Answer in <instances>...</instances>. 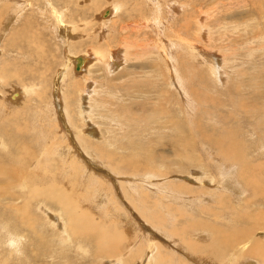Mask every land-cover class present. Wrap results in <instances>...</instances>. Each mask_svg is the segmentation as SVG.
<instances>
[{
    "label": "rangeland",
    "instance_id": "374dc122",
    "mask_svg": "<svg viewBox=\"0 0 264 264\" xmlns=\"http://www.w3.org/2000/svg\"><path fill=\"white\" fill-rule=\"evenodd\" d=\"M113 3L119 6L116 14L111 12ZM106 10L109 13L104 16ZM145 19L150 23L147 24ZM61 23L67 25L65 32ZM198 46V50H192ZM107 47L110 55L116 57L110 69L103 61L93 57L95 51H103ZM117 49L121 51L114 54ZM157 49L163 53L172 49L167 65L178 70L172 80L178 86L181 83L182 90L190 92L188 94L194 103H191V116L184 113L189 110L187 103L178 99L173 85L169 84L168 69L160 57L162 53ZM201 52L207 54L203 55L207 58H201ZM85 55H91L95 62H91L86 73L84 64L80 69H76L75 65L68 66L69 59ZM216 55L222 71L221 83L212 74V60L209 61ZM173 60L176 62H171ZM0 73V77H3V81L0 79V179L4 180H0V193L7 198L0 202V264H112L108 263L109 256L105 254L100 256L102 261L97 260L94 255L95 243L91 238H86L83 232L76 239L68 237V231V236L61 233L67 225V216L61 209L63 203L49 195L57 186V193L61 192L62 197L65 195L66 200L79 196L78 201L73 198L79 212L90 209L99 225L109 226L111 231H114V225L123 233L128 239L122 248L129 244L130 237L139 236L148 241L150 229L155 228L154 223L158 224L153 231L161 236L163 241L160 242H165V239L169 240L165 234L170 233L166 228L170 223H175L174 228H178L179 233L195 234L194 237L200 236L197 238L202 239L198 242L201 256L187 252L184 246L180 248L171 243L180 249L182 255H187L183 264H231L227 258L235 260L238 257L235 254L221 256L215 248L216 243L208 248L210 234L204 233L203 236L199 232L205 228V224L211 223L220 226L217 231L221 226L232 231L235 224L241 228L242 221H228V213H222L223 217L214 221L216 218L208 214L211 210L208 204L203 207L202 214L198 203L190 204V201L202 180L195 170H199L204 179L210 182L207 176L211 173L210 176L217 178L216 185L219 186L218 182L222 180L220 164H226L218 148L222 139L224 146L229 144L225 147L235 148L239 156L241 153L246 160H250L251 166H260L261 174H256L259 169L255 174L257 178L258 175L263 178L264 0H0ZM65 75L67 79L63 80ZM177 76L180 78L176 79ZM85 78L89 79L86 85ZM16 91H20L19 96L10 101L11 94ZM144 99L147 102H142ZM135 109L145 111L130 122L125 121L122 113L129 115V110ZM166 112L178 118V130L157 126L156 122L164 121ZM90 131L94 134L92 141H88L87 137ZM130 131L135 136H128ZM174 133L190 134L188 136L192 137L193 143L182 145L180 153L174 152L178 145H172V138L180 140ZM140 134H145L150 145L137 148L127 145L130 141L138 143ZM52 142H55V146L51 148L56 147L57 151L50 148L46 152L45 148ZM62 142L68 144L64 148L66 151L71 149L74 153L70 151L69 155L70 152H62ZM145 149L153 150L150 159L145 158L150 154ZM73 156L81 164L85 163L84 168L87 167L89 173L95 172L103 180H108L107 187L110 186V189L106 190V186L102 188L94 178L87 180L88 185L85 180L92 176H86V170L80 166L73 181L72 176L67 174L71 171L67 163L69 157ZM193 158L199 159L200 163L195 160L194 164ZM88 161L111 172L114 179L90 169ZM230 163L236 165L233 171L237 178V163ZM145 164L149 169L156 170L157 177L162 176V179L152 176L153 181L148 180L145 190L149 195L146 201L152 204L151 201L158 200L155 196L159 190L154 186L166 192L162 196L170 195L171 190L177 194L176 199L160 197V209H151L152 216L144 213L148 219L142 218L141 211L131 212L133 207L125 199L134 197L143 200V172L148 173V168L143 169L147 167ZM139 177L142 181L138 180ZM236 180L240 184L238 178ZM129 183L131 189L128 188ZM132 190L134 194L130 193ZM114 192L124 198L121 203L131 205L130 210L114 212L111 206L105 209L103 204L108 201V194ZM96 198L100 200V206H96ZM219 198L220 195L214 198V203L225 207L223 200V204L218 203ZM237 200L243 204L245 198L238 197ZM174 207L181 209L185 215L179 216ZM259 208L264 210V207ZM205 214L210 217V224L205 219L201 220L206 217ZM110 219L114 220V224ZM189 223L191 226L188 227ZM259 238L262 243L257 245L262 244L264 251V236ZM153 239L160 240L155 236ZM78 245L82 246L79 249L86 251L85 254L78 250ZM211 248L213 250L207 252ZM61 249L63 251L59 252ZM147 261L145 259V264ZM256 262L260 263V259Z\"/></svg>",
    "mask_w": 264,
    "mask_h": 264
},
{
    "label": "bare ground",
    "instance_id": "6f19581e",
    "mask_svg": "<svg viewBox=\"0 0 264 264\" xmlns=\"http://www.w3.org/2000/svg\"><path fill=\"white\" fill-rule=\"evenodd\" d=\"M158 1V0H157ZM114 4V3H113ZM112 14H116L117 11H118V4H114L112 7ZM174 10V9H173ZM173 12V11H172ZM109 13V10H106L103 12V15L106 16L107 14ZM57 14V13H56ZM111 14V15H112ZM59 16V19H60V15ZM57 16V17H58ZM57 19V18H56ZM147 19V18H146ZM145 21L147 22V24L150 23L149 20H146ZM58 20V19H57ZM102 20V19H101ZM187 20V19H186ZM60 21V20H59ZM58 21V22H59ZM189 21V20H188ZM153 23H154V26H155V19H153ZM159 23V22H158ZM157 23V24H158ZM184 23V21H183ZM189 23V22H187ZM61 27L63 29V31L65 32L66 29H67V25H63V23H61ZM148 26V25H147ZM198 26V24H197ZM189 27V25H188ZM106 28V27H104ZM186 28V27H185ZM105 30V29H104ZM180 30V29H179ZM175 31V30H174ZM178 31V30H177ZM182 31V30H181ZM197 31V30H196ZM203 31V30H202ZM105 32V31H104ZM64 34V33H63ZM103 34V33H102ZM179 34H180V31H179ZM65 36V35H64ZM105 36V35H104ZM182 35L180 34L179 37H181ZM185 36V35H184ZM65 38V37H64ZM69 38V37H68ZM180 39V38H178ZM187 39V38H186ZM111 43V42H110ZM107 44V43H106ZM108 46V45H107ZM171 48V47H170ZM112 49V48H111ZM199 49V46L197 48H192L193 51L195 50H198ZM124 49H122L123 51ZM160 49H157V51L159 52ZM171 50L172 49H169L166 53H163L161 50H160V54L163 55V56H160L161 59L164 61L165 63V66L166 68L168 69V73L170 75V81H169V84H172L173 85V91L175 92V94L177 95L178 99L181 98L184 100L185 103H187L188 105V109L189 110H186V112H184L185 114H187L188 116H191V103H193V99H190V95L188 93V91H186L185 89L182 90V86H181V83L179 84V86L177 85L176 81H173L172 79L173 78V75L178 73V70L177 69H171L170 68V64L167 65V62L170 60V57H171ZM98 51V50H97ZM95 51L93 54V57L98 60V61H103L108 69L111 68L112 64H114V59L116 58L115 55H110V49L109 47H107L106 49H104L103 51ZM121 51L119 49L116 50V52H113L114 54H118V52ZM43 53V52H42ZM193 54H195V52H192ZM103 54V55H101ZM210 54V53H209ZM212 54V53H211ZM199 55V53L197 54ZM196 55V56H197ZM207 56V54H205L204 52H201L200 56L201 58H207V57H204V56ZM213 55V54H212ZM215 55V54H214ZM121 56V55H120ZM194 56V55H193ZM93 57L91 55H85L84 57H79V56H74L73 59H69V64L68 66H71V65H75L76 69H80L82 67V65L84 64L85 66V73L87 72V70L89 69V67L92 65L91 62H94L92 61L93 60ZM120 58V57H119ZM209 58V57H208ZM203 59V60H204ZM78 60V62H77ZM212 60V63H211V72L212 74H214V77L215 79L221 83L222 82V79H221V68H220V62L218 61V56H213L211 58H209V61ZM67 62V61H66ZM77 62V63H76ZM171 62H176V60H173ZM95 63V62H94ZM67 64V63H66ZM150 66V65H149ZM219 66V67H218ZM220 68V69H218ZM146 69V68H145ZM68 70V69H66ZM2 71V70H1ZM68 72V71H67ZM1 74V73H0ZM60 75V74H59ZM66 77V75L63 77V80L64 78ZM68 77V76H67ZM70 78V76H69ZM180 78L179 76L176 77V79ZM0 79L3 81V77H0ZM67 79V78H65ZM153 79V78H152ZM62 80V81H63ZM172 80V82H171ZM72 81V80H71ZM78 82L79 84V81H76ZM58 83V82H57ZM56 83V84H57ZM73 83V82H72ZM87 83H89V79L88 78H85L84 79V84L86 85ZM168 84V86H169ZM76 85V84H75ZM58 86V85H57ZM78 86H81V85H78ZM146 86V85H145ZM73 87H74V84H73ZM77 87V86H76ZM141 87V86H140ZM78 89V87H77ZM168 89V88H167ZM79 90H80V87H79ZM19 92L20 91H16V92H13L10 96V101L11 100H15L18 96H19ZM24 91H22L21 93L23 94ZM163 92V91H162ZM82 93V92H81ZM80 93V94H81ZM21 95V94H20ZM175 95V96H176ZM168 96V95H167ZM175 99V98H174ZM142 102H147L146 99H144ZM153 102V107L155 106V103L154 101ZM9 103V102H8ZM183 103V102H181ZM194 104V103H193ZM2 105V102H0V106ZM2 107V106H1ZM240 107V106H239ZM140 108V107H139ZM144 108V107H142ZM263 109V108H262ZM63 111V110H62ZM84 111V110H83ZM131 112V114L127 115L126 113H122V117H124V120L127 121V122H130L131 119H133L134 117L142 114L145 110L142 109V111H138V109H135V110H129ZM136 111V112H135ZM234 111V110H233ZM124 112V110H123ZM253 112V111H252ZM263 112V111H262ZM261 112V113H262ZM64 113V112H62ZM257 113V112H256ZM264 113V112H263ZM67 115V113H64L63 115ZM260 114V113H259ZM62 115V116H63ZM186 115V116H187ZM235 115V114H234ZM187 118H190L188 117ZM232 116V115H231ZM252 116V115H251ZM64 117V116H63ZM66 117V116H65ZM224 117V116H223ZM228 117V116H227ZM260 119V118H259ZM258 119V120H259ZM262 119H264L262 117ZM222 120V119H221ZM84 121V119H83ZM110 121V120H109ZM190 121V120H189ZM226 121V120H225ZM64 122V121H62ZM113 122V121H112ZM111 123V122H110ZM108 123V124H110ZM157 126H160V128H173V129H177L179 128V125H180V121L178 120V118H176L175 116L173 115H170L169 112H166L165 113V116H164V121L163 119H161L159 122H156ZM263 124V123H261ZM256 126V124H255ZM84 127V125H83ZM74 128L75 130V127H72ZM92 128V127H91ZM82 130V129H81ZM78 131V130H77ZM141 131V130H140ZM264 131V130H263ZM87 132V131H86ZM98 133V132H97ZM143 133V131H142ZM88 134V133H86ZM197 134V133H196ZM263 134V132H262ZM94 134L92 131H90L89 133V136L87 135L88 137V141H92V139L94 137H92ZM173 135H176V137L180 140L176 141L175 139L172 138V145H178L176 147L177 150H173L174 152L176 153H180V150L183 149L182 148V145H189L191 142H192V137L188 136V135H178V134H173ZM128 136H135V133L133 131H130L129 132V135ZM165 136V135H164ZM55 137V136H54ZM229 137V136H228ZM262 137V136H261ZM81 138V136H80ZM97 138V137H96ZM150 138V137H149ZM69 139V138H68ZM153 139V138H152ZM151 139V140H152ZM230 139V138H229ZM66 141H68L67 139H65ZM74 140V139H73ZM72 140V141H73ZM80 140V139H79ZM197 140V139H196ZM110 141V140H109ZM198 141V140H197ZM217 141V140H216ZM223 139H222V143H223ZM75 142V141H74ZM95 142V141H94ZM101 142V141H100ZM122 142V141H121ZM190 142V143H189ZM199 142L200 139H199ZM215 142V140H214ZM53 144L51 145H47V147L45 148V151L48 152L49 149L52 147V146H55V142H52ZM70 143V141H69ZM125 143V142H124ZM127 143V142H126ZM150 141L148 140L147 137H145V134L144 136L143 135H139V138H138V143H136L135 141H130L127 143V145L129 146H134V148H137L141 145H150ZM193 143V142H192ZM221 143V140H220V143H218L219 145V149H220V153L222 155V159L224 161V163L226 164H223V162H221L222 164L221 165V168L219 169V175L221 176L222 180L219 181V186L216 185V180L217 178L215 176H210L211 173H209V175L207 176L208 179L211 180L210 181H207L206 179H204V177L201 175V172L199 170H195V172L200 175V177L202 178V180L200 179V186L197 187L196 186V191H195V195L194 196H191V201H190V204H192V202H196L198 203V209L200 212H202L203 214V207H205L207 204L211 207L210 211H206L208 212V214L212 217L214 216V218H216L214 221H216L217 219H221V216L223 217V214L222 213H228V217L230 218H226L228 221H234L235 222V219H240L239 222L242 221V225H241V228H238L240 227V225L238 224H235L233 227H232V231H228V228H222L223 226H221L220 228V231H217V227H220L218 225H213L211 222H210V217L208 215H206V217H203L201 220H206V223L207 221L209 222V224L211 223V225H206L205 222V228H201L203 230H201L199 233H203V236H204V233L206 235L210 234L209 236V241H208V248H210L211 244L213 243H216V246L215 248L219 251L220 255L223 256V255H226V254H235L237 255L238 257L233 260L231 258H227L229 260V263L231 264H264V251L262 250V247L261 245H257L259 243H262V241H260V238L259 237H263L264 236V210L260 209L259 207H264V180H262L264 178V175H263V178L258 175L259 177L257 178L256 177V174H259V172L261 171L260 169V166L259 168L257 167V165L255 164H252L253 166H251V162L249 163L248 160H246V158L240 153V156L238 155L237 153V150L235 148H231V147H225L226 145H229L228 143L225 144V146ZM63 145L62 148V152H65V153H69L70 151H72L71 149L68 151H66L64 148L66 147V145H64V143L62 142ZM86 144V143H85ZM87 144H89L87 142ZM153 144V143H152ZM156 144V143H155ZM101 145V144H100ZM107 145V144H106ZM109 145V144H108ZM123 145V144H122ZM191 145V144H190ZM222 145V147H221ZM46 146V145H45ZM59 146V145H58ZM76 146V145H74ZM80 146V145H79ZM88 146V145H87ZM86 146V147H87ZM157 146V144H156ZM160 146V145H159ZM23 147V146H22ZM26 147V146H25ZM69 147H72V146H69ZM67 147V148H69ZM44 148V147H43ZM56 148V147H55ZM51 148V151L52 150H55ZM77 148V147H76ZM133 148V149H134ZM147 148H149L147 146ZM75 149V147H74ZM80 149V148H79ZM90 149V148H89ZM103 149V148H102ZM156 149V148H155ZM173 149V148H171ZM84 150V149H83ZM137 150V149H136ZM143 150V149H141ZM56 151H57V148H56ZM77 151H79L77 149ZM81 151V149H80ZM79 151V152H80ZM95 151V150H94ZM99 151V150H98ZM145 151L147 152H150V154L148 153L147 155H145ZM144 151V155H145V158L146 159H150L151 158V150L150 149H145ZM24 152V150H23ZM41 153L43 152V150L40 151ZM26 153V152H25ZM61 153V152H59ZM72 153H74L72 151ZM84 153V152H83ZM93 153V152H92ZM99 153V152H98ZM112 153V152H111ZM155 153V152H154ZM243 153V152H242ZM49 154V153H48ZM62 154V153H61ZM71 154V152L69 153V155ZM76 154V153H75ZM80 154V153H79ZM100 154V153H99ZM157 154V153H156ZM23 155H26L23 153ZM63 155V154H62ZM66 155V154H65ZM93 155V154H92ZM158 155V154H157ZM162 154H160L159 156H161ZM164 155V154H163ZM162 155V156H163ZM132 157V156H131ZM135 157V156H134ZM198 157V156H197ZM76 158L75 156L73 157H69L70 160H68V163L67 165L69 164L68 168L71 169V171H68V175L69 176H72V180L74 181V178L73 176H77L76 173L79 170V166L83 168V170H86V176H89L91 175L90 179H86L85 181L87 182V180L91 181L92 178H94L95 180L94 181H97L98 183H100L99 185L102 186V188H104L106 186V190L107 189H110V186L107 187V183H108V180H103L101 175L99 174H95V172H88V168H84L86 165L85 163H82L80 161H78V159H74ZM136 158V157H135ZM158 158V157H157ZM162 159V158H161ZM171 159V158H170ZM174 159V158H172ZM63 160V158H62ZM87 160V159H86ZM110 161L112 159H109ZM121 160V159H120ZM133 160V159H132ZM163 160V159H162ZM192 162H194L195 164V160L197 163H200V160L199 159H191ZM122 161V160H121ZM148 161V160H147ZM165 161V160H164ZM230 161H236L237 163V166H238V172H237V178L239 180V183L238 182L236 183V179L235 178V174H234V167L236 166L235 164H231ZM250 161V160H249ZM134 161H132L131 164H133ZM136 162V161H135ZM158 162V161H157ZM254 162V161H253ZM252 162V163H253ZM79 163V165H78ZM89 163V161H88ZM165 164V162H163ZM205 163V162H204ZM255 163V162H254ZM257 163V162H256ZM62 164V163H61ZM87 164V163H86ZM90 164V169L92 170H96V171H100L101 173H104L106 175H110L113 179L114 177L112 176L111 172L109 173L107 170L104 171L96 166H94L93 162L92 163H89ZM139 164V163H137ZM202 164V163H201ZM260 164V163H258ZM135 165V164H134ZM147 165V164H145ZM137 166V165H136ZM160 166V165H159ZM200 166V165H199ZM64 167V166H63ZM117 167V166H116ZM139 168L141 167L140 164L138 166ZM165 167V166H164ZM205 167V166H204ZM262 167V165H261ZM67 168V167H66ZM67 168V169H68ZM76 168V169H75ZM143 168V167H142ZM141 168V169H142ZM148 168V173L146 172H143L144 175H143V182L141 184L142 186V191H144V193L142 194V198L143 200H136L137 198L134 199L133 198H129V197H126L125 199L128 201V203L130 202V204L132 205V209L130 210V206L129 204H124L123 202L121 203L120 201H123L122 198H120L119 196H117L116 192H114V194H111L109 195L108 194V201L106 199V201H104L105 204H103L104 207H106L105 209L108 210L109 206H111V210L114 211V212H121L123 211V209H129L131 212L133 211L134 213L135 212H139L141 211L143 216L142 218H146L148 219V217L145 215V214H149V216H152L150 215L151 213V209L152 210H157V209H160L159 206V202H160V197L163 198V197H172V198H177V194H175L172 190L170 191V195H167V196H162L164 195V193L166 194V192H162L161 189L162 188H158V187H155V189H158L159 191H157V195L155 197H158V200H153L151 201L152 204H150L148 201L145 200V198L148 197V192L146 193V185L147 183L149 182L148 180H152V176H154V178H160L162 179V176L159 175V177H157L156 175L157 172L156 170L153 169H149V166L147 165V167L145 166V168H143L144 170L146 169L147 170ZM157 168V167H156ZM208 168V167H207ZM112 169L114 170V167H112ZM142 169V170H143ZM202 169V167L200 168ZM259 169V170H258ZM64 170V169H63ZM72 170H76V171H73L72 173ZM78 170V171H77ZM139 170V169H138ZM184 170V169H183ZM193 170V172H194ZM258 170V173L255 174V172H257ZM66 171V170H65ZM91 171V170H90ZM159 171L160 168H159ZM47 172V171H46ZM83 173V172H82ZM89 173V174H88ZM134 173V172H133ZM138 173V172H137ZM142 173V174H143ZM160 173V172H159ZM50 174V173H49ZM66 174V176L68 177V175ZM151 174V175H149ZM196 174V175H197ZM261 174V172H260ZM12 175V174H11ZM130 175V174H128ZM134 175H137V174H134ZM166 175V174H165ZM197 175V176H198ZM50 176V175H49ZM65 176V178H66ZM79 176V175H78ZM83 176V175H82ZM81 176V177H82ZM131 176V175H130ZM11 177V176H10ZM80 177V179H81ZM152 177V178H151ZM261 177V178H260ZM71 178H68V179H71ZM137 178V177H136ZM165 178V177H164ZM12 179V178H11ZM62 179V178H61ZM64 179V178H63ZM67 179V180H68ZM76 179V178H75ZM130 179V178H128ZM219 179V178H218ZM1 181H4L3 179H0ZM13 180V179H12ZM140 181H142L139 177ZM80 181V180H79ZM110 181V180H109ZM136 181V180H135ZM139 181V183H140ZM153 181V180H152ZM155 182L159 183L156 179L154 180ZM93 182V181H92ZM130 182V181H129ZM137 182V181H136ZM135 182V183H136ZM88 185H89V182H87ZM128 183V181H127ZM126 183V185H127ZM96 184V183H95ZM123 184V183H122ZM156 184V183H155ZM194 184V183H193ZM130 185V183H129ZM134 185V184H133ZM137 185V184H136ZM139 185V184H138ZM84 186V185H83ZM87 186V185H85ZM91 186V184H90ZM123 186V185H122ZM128 186V185H127ZM245 186V187H244ZM4 187V186H3ZM22 187H24L23 183H22ZM131 185L128 187L130 188ZM135 187V186H133ZM132 187V189H134ZM139 187V186H137ZM161 187V186H160ZM220 187V188H219ZM34 188V187H32ZM89 188V186H88ZM173 188V186H172ZM176 188V187H175ZM174 188V189H175ZM215 188V190H214ZM39 189V188H38ZM59 188L58 186L55 187L50 193L49 195L52 194L51 198L54 199V200H59L60 202H62V210L64 211V213L66 214L67 216V225L65 226V228L62 229L61 233H63L64 235L66 234V232L68 231L70 233V235L68 236V233L65 235V236H68L70 237L71 239H76L77 237L79 238L81 236L80 232H83L84 235L86 238H91L94 243H95V252H94V255L97 256V260L99 261H102V257L100 256H103L104 254L106 256H109V260L108 263H112V264H145V259H148L147 263L146 264H183V260H186L184 259L187 258V255H182L183 253H181L179 250V248H176L174 246L171 245V243H174L176 246H184L185 248H187V252H191V253H194V255L196 256H201L200 253H199V250H201L200 248V244L198 243L199 241H201L199 238L197 237H200V236H197V237H194L193 235L195 234H185L184 232H181L179 233L178 231H180L178 228H174L175 227V223H170L169 224V227L166 228L170 233H166L165 234V238H169L168 239H165V242H160V241H163L161 240V236L159 234H156L155 231L153 230H156V225L158 223H154L155 224V228H151L150 229V239L148 241H145L143 240L141 237L139 236H134V237H130L129 238V244L126 245L125 248H122V245H124V241L125 243L127 242V239L126 237H124V234L119 232L118 229L113 225V228H114V231H111L109 226H105V225H99V223L96 220V218H93V217H96V216H92V212L90 211V209H84L86 211H83V212H79L78 208H76V205H75V198L72 200H66L64 199V197H66L61 192L60 195L59 193H57ZM65 189V188H64ZM131 189V188H130ZM185 189V188H184ZM2 190H4L2 188ZM32 190L31 192H33V189H30ZM78 190V189H77ZM85 190V188H84ZM91 190V188L89 189ZM98 190V188H97ZM126 190V188H125ZM125 190L123 189V192L125 193ZM1 191V190H0ZM86 191V190H85ZM101 191V190H100ZM111 192V190H109ZM129 191V190H128ZM139 191V190H138ZM250 192V195L247 196V192ZM7 192V191H6ZM63 192V191H62ZM79 191H77L78 193ZM87 192V191H86ZM85 192V193H86ZM90 192V191H89ZM89 192H88V195H89ZM39 193V192H38ZM42 193V192H41ZM76 193V194H77ZM102 192H100L101 194ZM106 193V192H105ZM112 193V192H111ZM128 193V192H127ZM126 193V194H127ZM132 194L135 193L134 190H132V192H130ZM139 193V192H137ZM179 193V192H178ZM65 194V193H64ZM91 194V193H90ZM104 194V193H103ZM131 194V195H132ZM168 194V193H167ZM189 194H190V191H189ZM249 194V193H248ZM10 195V194H9ZM48 195V196H49ZM68 195V193H67ZM81 195V194H79ZM97 195L96 197H98V193L96 192ZM102 195V194H101ZM137 195V194H136ZM220 195V198L218 199V203L220 204H223L222 203V200L226 203V206L223 207L221 205H217V203L215 204L213 199L214 198H217L218 196ZM238 195V196H237ZM53 196H56L55 198H53ZM57 196H60V197H57ZM103 196V195H102ZM127 196V195H126ZM134 196V195H133ZM169 196V197H168ZM79 196H77L78 198ZM95 197V196H94ZM106 197V196H105ZM141 197V196H140ZM238 197H243V199L245 198V201L243 202V204H241L239 202V200H237ZM76 198V201H78ZM139 198V197H138ZM224 198H226L224 200ZM4 199H7L5 198V195L0 193V202L4 201ZM92 199V198H91ZM89 199V200H91ZM160 199V200H159ZM12 200H15V199H12ZM96 200L98 201V203H96V206H100L99 203L100 200L98 198H96ZM105 200V199H104ZM187 200V199H186ZM103 201V200H102ZM112 201V203H111ZM89 202V201H88ZM147 202L149 204H147ZM181 203V202H180ZM60 204V203H59ZM14 205V204H13ZM12 205V206H13ZM79 205V204H78ZM126 206V208L124 206ZM165 205V204H164ZM185 204H183L184 206ZM15 206V205H14ZM89 206V205H88ZM175 206V205H174ZM162 207V205H161ZM166 207V205H165ZM201 207H202V210H201ZM17 208V207H16ZM81 208V207H80ZM89 208V207H88ZM121 208V209H120ZM175 208V207H174ZM185 208V207H184ZM77 209V210H76ZM118 209V211H117ZM120 210V211H119ZM144 210V211H143ZM164 210H167V209H164ZM175 210L177 211V213L179 214V216H182V215H185V213L179 209L177 207V209L175 208ZM206 210V208H205ZM82 211V210H81ZM111 211V212H112ZM125 211V210H124ZM145 213V214H144ZM157 213V212H155ZM166 213H168V215H170V213L167 211ZM176 213V214H177ZM247 213V214H246ZM63 214V213H62ZM106 214V213H105ZM119 214V213H118ZM175 214V213H174ZM173 214V215H174ZM56 215V214H55ZM172 216V215H171ZM115 217V216H114ZM122 217V216H121ZM159 217V216H158ZM57 218V217H56ZM59 218V217H58ZM175 218V216H174ZM201 218V217H200ZM61 219V217H60ZM159 219V218H158ZM57 220V219H56ZM225 220V221H227ZM113 219H110V222L113 223ZM151 221V220H149ZM156 221V220H154ZM162 222L165 223V220H161ZM194 221V220H193ZM192 221V222H193ZM258 221H260L261 223L259 224ZM109 222V224H110ZM159 222V221H157ZM145 223V222H144ZM150 223V222H149ZM215 223V222H214ZM106 224V223H105ZM114 224V223H113ZM148 224V223H147ZM186 224V223H185ZM203 224V225H204ZM228 224V223H227ZM58 225V224H56ZM182 225V224H181ZM194 225V224H193ZM233 225V224H232ZM238 225V226H237ZM54 226V225H53ZM160 226V225H158ZM191 226L190 223L188 224V227ZM225 226V225H224ZM112 227V226H111ZM193 227V226H192ZM231 227V226H230ZM135 228V227H134ZM195 228V227H194ZM193 228V229H194ZM61 229V228H59ZM122 229H125V228H122ZM231 229V228H230ZM76 230H78L76 232ZM117 230V231H116ZM183 230V229H182ZM188 230V229H187ZM138 231V230H137ZM125 232V236H126V231L124 230ZM135 232V231H134ZM147 232V231H146ZM160 232V231H159ZM162 232V231H161ZM199 233H196V234H199ZM138 234V233H137ZM62 235V234H61ZM132 235V234H131ZM139 235V234H138ZM63 236V235H62ZM157 237L159 238L160 240H157V239H153V237ZM201 236V237H203ZM128 237V236H127ZM64 238V237H63ZM67 239V238H66ZM71 239H67V240H71ZM65 240V238H64ZM158 241V243H157ZM160 242V243H159ZM78 243V241H77ZM79 244H81V242H79ZM82 246L78 245V250H80L82 253H86V251L84 250H81L79 248H81ZM203 248V247H202ZM214 248V247H213ZM213 248H211L210 250H208L207 252H210L213 250ZM172 250H174V252H172ZM63 250L61 249L59 252H62ZM179 252V253H178ZM178 253V254H177ZM206 253V252H205ZM83 254V255H84ZM233 255V256H235ZM176 257V258H175ZM236 257V256H235ZM250 257V258H249ZM174 259V260H173ZM175 259H178V262L177 260L175 261ZM260 259V263H257L256 261ZM94 260V259H93ZM244 260V261H242ZM227 261V260H226ZM188 263V262H187Z\"/></svg>",
    "mask_w": 264,
    "mask_h": 264
}]
</instances>
